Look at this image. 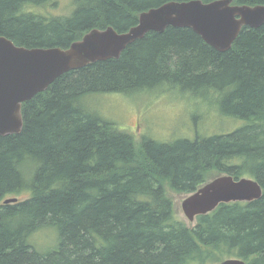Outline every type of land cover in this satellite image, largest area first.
I'll return each instance as SVG.
<instances>
[{"label":"trees","instance_id":"1","mask_svg":"<svg viewBox=\"0 0 264 264\" xmlns=\"http://www.w3.org/2000/svg\"><path fill=\"white\" fill-rule=\"evenodd\" d=\"M167 1L72 0L70 18L38 11L52 0H0V36L27 47H68L94 28L126 31L141 12ZM165 81L211 99L243 125L172 142L136 140L81 103L91 93L132 94ZM22 114L20 133L0 135V264L230 257L264 264V24L244 27L225 52L191 28L151 31L118 58L63 74L23 103ZM223 173L257 179L263 196L221 203L194 226L176 217L168 189L190 194ZM10 197L18 201L4 203ZM48 227L58 242L41 253L32 237Z\"/></svg>","mask_w":264,"mask_h":264},{"label":"water","instance_id":"2","mask_svg":"<svg viewBox=\"0 0 264 264\" xmlns=\"http://www.w3.org/2000/svg\"><path fill=\"white\" fill-rule=\"evenodd\" d=\"M264 24V4H236L234 0H171L140 13L138 23L126 31L110 25L94 28L68 47H27L0 36V135L20 133L24 126L23 103L31 100L63 74L89 64L118 58L151 31L168 27L191 28L221 52L233 47L244 27ZM263 196L257 179L223 174L206 182L182 202L189 221L212 212L221 203L251 202ZM10 197L4 203L17 202ZM215 264H247L238 257Z\"/></svg>","mask_w":264,"mask_h":264},{"label":"rangeland","instance_id":"3","mask_svg":"<svg viewBox=\"0 0 264 264\" xmlns=\"http://www.w3.org/2000/svg\"><path fill=\"white\" fill-rule=\"evenodd\" d=\"M73 7L72 0H52L38 11L50 17L71 18ZM81 103L105 120L116 124L119 129L132 134L136 140L152 138L172 142L179 138L193 139L196 132L208 136L231 132L243 125V120L222 115L214 109L215 103L211 99L203 100L193 91L183 89V85L170 81L132 94L91 93L85 99L83 97ZM223 174H217L210 180ZM168 194L173 201L176 217L189 226H194L197 219L189 221L182 209V202L189 193L168 189ZM32 238L37 243L36 245L32 240L34 247L41 253L49 252L58 242L57 231L53 227L42 229ZM217 261L219 260L209 264Z\"/></svg>","mask_w":264,"mask_h":264}]
</instances>
